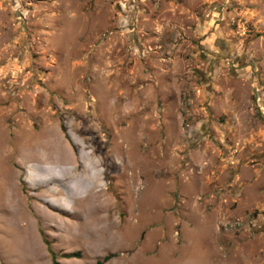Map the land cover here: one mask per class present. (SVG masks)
<instances>
[{
    "label": "rangeland",
    "instance_id": "374dc122",
    "mask_svg": "<svg viewBox=\"0 0 264 264\" xmlns=\"http://www.w3.org/2000/svg\"><path fill=\"white\" fill-rule=\"evenodd\" d=\"M51 252L264 264V0H0V264Z\"/></svg>",
    "mask_w": 264,
    "mask_h": 264
},
{
    "label": "trees",
    "instance_id": "16d2710c",
    "mask_svg": "<svg viewBox=\"0 0 264 264\" xmlns=\"http://www.w3.org/2000/svg\"><path fill=\"white\" fill-rule=\"evenodd\" d=\"M61 128H63L62 124H61ZM76 254L78 255V253H76ZM50 256H51V263L52 264H59V262L57 260V256L55 253L51 252ZM111 256H112L111 254H107L103 257L102 260L105 261V260L109 259Z\"/></svg>",
    "mask_w": 264,
    "mask_h": 264
},
{
    "label": "bare ground",
    "instance_id": "6f19581e",
    "mask_svg": "<svg viewBox=\"0 0 264 264\" xmlns=\"http://www.w3.org/2000/svg\"><path fill=\"white\" fill-rule=\"evenodd\" d=\"M95 186H96V183H95ZM95 186H94V187H95Z\"/></svg>",
    "mask_w": 264,
    "mask_h": 264
}]
</instances>
